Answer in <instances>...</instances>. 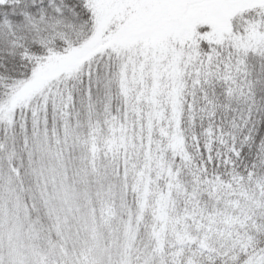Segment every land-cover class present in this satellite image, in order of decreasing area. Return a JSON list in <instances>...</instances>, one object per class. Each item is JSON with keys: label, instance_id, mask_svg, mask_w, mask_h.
<instances>
[{"label": "snow or ice", "instance_id": "1", "mask_svg": "<svg viewBox=\"0 0 264 264\" xmlns=\"http://www.w3.org/2000/svg\"><path fill=\"white\" fill-rule=\"evenodd\" d=\"M0 264H264V0H0Z\"/></svg>", "mask_w": 264, "mask_h": 264}]
</instances>
